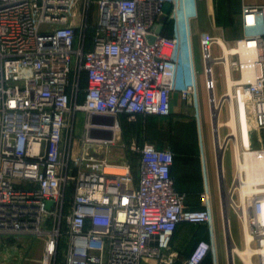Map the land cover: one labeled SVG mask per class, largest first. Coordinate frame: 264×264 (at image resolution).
I'll return each mask as SVG.
<instances>
[{
  "label": "built area",
  "instance_id": "2783aa9c",
  "mask_svg": "<svg viewBox=\"0 0 264 264\" xmlns=\"http://www.w3.org/2000/svg\"><path fill=\"white\" fill-rule=\"evenodd\" d=\"M169 2L0 0V245L28 248L19 238L40 239L39 264H59L62 248L64 264H172L179 225L210 224V195H201L204 209L192 210L176 190L172 149L132 144L137 182L129 156H102L117 144L121 119L169 117L174 93L197 106L189 34L155 32ZM242 25L245 36L232 45L203 37L205 87L214 96L215 63L236 73L235 100L264 131V5L244 6ZM79 113L87 119L76 147ZM247 155L262 160L264 148L235 153L230 207L263 249L264 182L235 199ZM212 248L200 241L182 264H203Z\"/></svg>",
  "mask_w": 264,
  "mask_h": 264
},
{
  "label": "crops",
  "instance_id": "0c3cea01",
  "mask_svg": "<svg viewBox=\"0 0 264 264\" xmlns=\"http://www.w3.org/2000/svg\"><path fill=\"white\" fill-rule=\"evenodd\" d=\"M168 4L171 5V12L169 14L165 12V16L161 20L164 23L162 34L170 37L179 34H189L192 47L197 35L200 48L204 36L221 40L227 46L244 37L245 30L242 25L243 7L264 5V0H170ZM199 21L201 25L197 27L196 22ZM215 45L219 48L220 54L213 56L219 57L221 55L219 45L213 43L211 49ZM201 62L200 66L192 56L193 80L196 83L198 92L197 106L203 90L206 89L205 64L202 56ZM217 66H221L222 71L224 66L220 63L213 65L214 80L218 91ZM222 94L221 92L219 95L222 97L224 95ZM197 106L194 108L187 106L180 95L174 93L172 96V114L164 118L155 116L146 119L140 118L142 120L139 119L140 123L135 133L137 136L132 140V144L140 146L144 140H148L155 143L159 148H170L173 150L177 156L173 167L175 187L179 193L186 195V207L192 210L205 208V203L201 199L203 193H208L209 195L221 193L217 157L216 159L214 158L212 146L206 143V137L203 135L201 127L202 124L200 125L202 118L196 110ZM122 125L123 121H121ZM201 131L205 137L204 139L200 137L193 138L196 134L200 135ZM131 161L132 164L134 162L136 164L133 168L137 182L139 159L137 157L136 159H131ZM187 225L193 224L184 223L179 225L174 234L171 249L175 253L181 251L187 241L195 238L194 235H191V229ZM200 234L201 231L197 232L196 235ZM42 248L43 242L40 243L38 255L41 253ZM36 263H38V260Z\"/></svg>",
  "mask_w": 264,
  "mask_h": 264
},
{
  "label": "rangeland",
  "instance_id": "374dc122",
  "mask_svg": "<svg viewBox=\"0 0 264 264\" xmlns=\"http://www.w3.org/2000/svg\"><path fill=\"white\" fill-rule=\"evenodd\" d=\"M196 25H201V22H196ZM199 39L196 35L194 40V45L192 47V56L196 59L197 63L201 66V47L198 45ZM213 55L217 56L220 54L219 48L215 45L213 46ZM201 53V54H200ZM233 79L236 80L238 75L235 73L232 75ZM216 78L218 80V91L216 90L214 96L217 98L218 103L223 100L219 95L221 92L226 94L228 91L227 82L225 79V70L221 66L216 67ZM213 93H209L207 89L203 90L201 97L198 101L197 111L201 115V123L203 129V135L206 137V143L213 148V156L216 159V147H215V130H214V104L210 101V96ZM222 94V95H223ZM228 99V98H224ZM220 104V103H219ZM236 116H237V126H238V137L240 143V151L242 149L246 150H255L264 148V131L256 127L249 110V106L246 104H239L235 100ZM217 115V125L225 124L231 118V109L228 101H226L221 107L220 111L216 113ZM86 115L79 113L76 120L75 128V145H79L81 140L85 135V122ZM121 121H123L121 119ZM98 122V120H97ZM132 123H137L136 121ZM125 124V123H123ZM128 125L126 128H122V134L118 135L119 139L117 144L109 147L102 156H105L110 162H121L124 157L129 156L132 160L137 158V155L132 154L129 150L132 144V140L135 137V130ZM124 129V130H123ZM218 139L219 143L226 144L227 147L224 151H219L223 154V175L221 181L226 185L225 197H222L221 193H216L210 195L211 203V222L205 227H199L196 225H187L191 229V235H194V239L187 241L182 250L177 253V259L175 263L172 264H182L188 257V255L196 248L200 241H206L213 245L211 261L210 264H231L233 261L234 264H244L241 258L235 256L234 259L229 258V249L232 250L234 247L240 249H245L246 247V237L244 233L243 223L238 217L237 209L230 207V199L228 197V189L232 186L234 182V176L236 173V156H235V143L234 138L231 136L232 129L226 127L225 125L218 127ZM125 131V135L123 134ZM95 134V133H94ZM97 134V133H96ZM98 135V134H97ZM202 135L196 134L193 138H202L205 137ZM229 139V144L228 141ZM125 146V147H124ZM133 166H136L135 162ZM237 193V192H236ZM240 194L237 193L235 199H240ZM226 216L228 220H226ZM229 227V230L227 229ZM200 235H196L197 232ZM177 234V233H176ZM184 234H186L184 232ZM183 234V235H184ZM191 236V237H192ZM21 244L29 245L28 248L20 245L19 247L13 245L5 248L3 245H0V264H39V261L42 256L41 253L38 255L40 250V239H32L30 237H21L19 238ZM24 242V243H23ZM24 244V245H25ZM253 247L257 249L256 243H253ZM38 260V263H36ZM232 260V261H231ZM260 256L254 257L255 264H258ZM65 261V252L64 248L60 251L59 255V264H64ZM143 264H161L156 261H144Z\"/></svg>",
  "mask_w": 264,
  "mask_h": 264
},
{
  "label": "bare ground",
  "instance_id": "6f19581e",
  "mask_svg": "<svg viewBox=\"0 0 264 264\" xmlns=\"http://www.w3.org/2000/svg\"><path fill=\"white\" fill-rule=\"evenodd\" d=\"M220 43L224 46L225 43L220 40ZM225 79L227 82L228 87V95L226 99L221 100L219 103L217 101V98L215 97V100L212 101V104H214V110L217 113L220 111L221 107L225 103V101H228L231 109V118L229 121H227L225 124H219L218 127H221L225 125L226 127H230L232 129L231 136L234 138L235 143V152L237 154V158L240 157V143H239V137H238V126H237V116H236V108H235V97L232 93L233 90V84L234 79L232 78V75L230 74V71H227L225 74ZM215 93V92H214ZM110 131H115V129H112ZM216 140L219 141L218 136L216 137ZM227 147V143H219L218 149L224 151ZM239 168V183L237 185L238 189L237 192L241 195L240 197L243 198L246 195L252 193V186L259 184L260 182H264V159H258L254 155H247L245 158V161H241L238 165ZM109 172H116L114 168H109ZM232 192H228V197L230 199L231 204L233 203L231 200ZM238 210V208H235ZM244 233L246 237V247L245 249H240L238 247H234L231 250V258L234 259L235 256H238L242 259L244 264H255L254 257L255 256H264V248L263 249H256L253 247L252 241L253 236L249 231L248 224L244 226ZM264 258V257H263Z\"/></svg>",
  "mask_w": 264,
  "mask_h": 264
},
{
  "label": "water",
  "instance_id": "95a60500",
  "mask_svg": "<svg viewBox=\"0 0 264 264\" xmlns=\"http://www.w3.org/2000/svg\"><path fill=\"white\" fill-rule=\"evenodd\" d=\"M165 12L167 14H169L171 12V5L170 4H166L165 5ZM164 29L163 25H160L157 27V29L155 30V32L157 34H162ZM155 40V37H151V41L153 42ZM211 101H214V96L211 95L210 96ZM214 130H215V147H216V155H217V164H218V170H219V177H220V189H221V195L222 197H225V189H226V185L223 183V181H221V177L223 178V154L219 151L218 146H219V141L216 140V137L218 136V129H217V115L216 113H214ZM228 141V139L226 140ZM52 203H49V206H51ZM226 220H228V217L226 216L225 218ZM227 229L229 230V227L227 226ZM229 249V258H230V248ZM231 259V258H230ZM232 261V260H231ZM231 264H234L233 261L231 262Z\"/></svg>",
  "mask_w": 264,
  "mask_h": 264
},
{
  "label": "trees",
  "instance_id": "16d2710c",
  "mask_svg": "<svg viewBox=\"0 0 264 264\" xmlns=\"http://www.w3.org/2000/svg\"><path fill=\"white\" fill-rule=\"evenodd\" d=\"M86 85H87L86 80H84V81H83V87H86ZM140 118H141V117H139L138 120L136 121L137 123L129 122L126 118H123L122 120H123V123H125V124L122 125V128H126L128 125H132L131 127L134 128L135 133H136V132H137L138 125H139V123H140V121H139ZM140 120H142V119H140ZM123 130H124V129H123ZM123 134L125 135V131H123ZM135 136H137V135H135ZM144 141H145V140H144ZM144 141H143V142H144ZM178 144H179V143H178ZM180 146H181V145H180ZM176 159H177V156L175 155V163H176ZM210 261H211V255H209V256L205 259V261L203 262V264H210Z\"/></svg>",
  "mask_w": 264,
  "mask_h": 264
}]
</instances>
